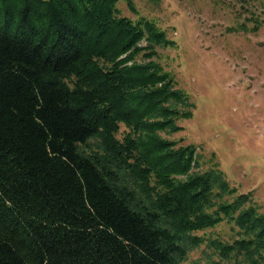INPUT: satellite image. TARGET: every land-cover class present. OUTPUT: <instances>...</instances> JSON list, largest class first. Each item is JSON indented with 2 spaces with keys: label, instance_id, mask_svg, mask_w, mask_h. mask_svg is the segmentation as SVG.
Segmentation results:
<instances>
[{
  "label": "trees",
  "instance_id": "1",
  "mask_svg": "<svg viewBox=\"0 0 264 264\" xmlns=\"http://www.w3.org/2000/svg\"><path fill=\"white\" fill-rule=\"evenodd\" d=\"M120 1L0 0V264H264L251 193L161 135L193 116L156 58L176 42Z\"/></svg>",
  "mask_w": 264,
  "mask_h": 264
},
{
  "label": "rangeland",
  "instance_id": "2",
  "mask_svg": "<svg viewBox=\"0 0 264 264\" xmlns=\"http://www.w3.org/2000/svg\"><path fill=\"white\" fill-rule=\"evenodd\" d=\"M135 5L133 12L120 1L121 16L152 20L176 42L158 47L156 58L194 103L193 116L179 121L181 131L161 135L177 146L194 144L201 170L219 168L264 213V0H135ZM126 130L121 125L120 136ZM237 230L226 220L197 234L231 242ZM207 254L202 244L183 264H210Z\"/></svg>",
  "mask_w": 264,
  "mask_h": 264
}]
</instances>
